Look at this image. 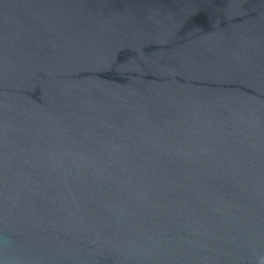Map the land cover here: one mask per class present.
<instances>
[{
	"label": "water",
	"instance_id": "1",
	"mask_svg": "<svg viewBox=\"0 0 264 264\" xmlns=\"http://www.w3.org/2000/svg\"><path fill=\"white\" fill-rule=\"evenodd\" d=\"M0 264H264V0H0Z\"/></svg>",
	"mask_w": 264,
	"mask_h": 264
}]
</instances>
